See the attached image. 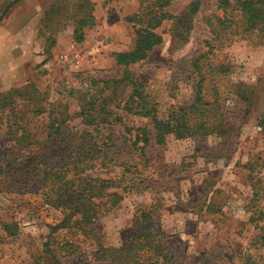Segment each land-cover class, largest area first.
Masks as SVG:
<instances>
[{"label": "rangeland", "instance_id": "374dc122", "mask_svg": "<svg viewBox=\"0 0 264 264\" xmlns=\"http://www.w3.org/2000/svg\"><path fill=\"white\" fill-rule=\"evenodd\" d=\"M14 1L0 0V14ZM193 1L176 0L168 12L182 16ZM90 2L97 24L84 28L83 42L76 41L78 22L88 13L79 8L83 0H22L10 10L15 29L25 27L26 18L40 9L43 20L31 35L32 56L27 61L31 63L24 82L0 92H19L9 95V102H0V264H57L44 244L49 226L59 223L63 213L47 204L48 186L39 166L44 159L61 164L66 152L95 142L108 144L113 159L86 175L113 180L116 186L109 191L122 200L101 209L104 214L92 226L95 234L82 241L73 237L81 248L77 255L53 244L59 264H106L93 259L97 244L130 245L138 228L136 219L148 222L142 212H150L169 235L175 255L171 264H245L249 251L264 255V248L256 251L252 246L264 221L249 222L255 212L253 186L264 189V36H244L241 29L236 36L234 27H221L213 34L209 19L214 25L224 16L220 0H202L200 12L186 21L183 35L176 30V21L164 22L157 30L163 43L146 61L129 67L143 83L140 91L159 118L167 119L174 107L193 102L195 58L206 55V65L228 63L233 69L226 78L213 80L223 92L226 132L185 140L169 136L162 147L153 137L149 118L122 108L117 112L123 122L100 127L83 123L86 96L99 94L101 82L121 78L122 67L114 54L134 46L142 24L128 18L144 9L139 0ZM89 51L95 57L85 55L79 67L62 61L64 54ZM240 84L241 95L236 88ZM29 87L30 96L25 94ZM130 93L128 89L125 100ZM240 96L249 99L244 102ZM64 111L68 119L61 135L49 136L50 117ZM145 127L153 134L142 153L144 143L135 142L137 129ZM23 128L33 145L21 142ZM59 237L61 241L63 235Z\"/></svg>", "mask_w": 264, "mask_h": 264}, {"label": "trees", "instance_id": "16d2710c", "mask_svg": "<svg viewBox=\"0 0 264 264\" xmlns=\"http://www.w3.org/2000/svg\"><path fill=\"white\" fill-rule=\"evenodd\" d=\"M20 1L22 0H15L4 8L0 14V22ZM139 1L144 9L128 18L131 23L142 24L136 31L134 46L128 51L114 54L117 66L122 67V70L118 71L122 73V76L117 80L109 79L101 82L99 94L86 96L81 112L83 123L91 127H100L103 124L112 125L114 122H123L124 117L117 112L120 108L127 111V114L149 118L154 134L146 127L137 129L135 145L139 141L144 143L141 148L142 153L151 143L150 134H153L156 143L163 147L166 146L169 136H173L176 140H185L207 137L215 133L219 134L221 131L225 133L227 128L224 126L223 92L217 84L213 83V80L226 78L232 72L231 64L221 63L214 67V65H206V55L195 58L192 64L196 73L193 102L174 107L167 119L159 118L155 107L143 97L140 91L143 83L129 68L133 64L146 61L152 51L163 43V36L157 30L166 20L176 21L178 24L176 30L180 35H183L186 21L192 19L190 16L194 17L200 12L202 0H194L188 6V11L182 16H175L168 12V8L176 0ZM93 7L90 0H83L79 6L80 9L87 8L88 13L78 22L77 42L85 40V27L97 24L92 13ZM219 7L223 9L224 16L217 18L214 25L211 22L213 20L209 19L213 34L220 31L221 27L224 29L234 27L237 31L235 32L236 36H238L237 29H241L244 36H248V34L264 36V0H220ZM94 82L95 84L100 83L98 80H94ZM242 86V84L236 86L240 95ZM30 87L25 90L26 95L32 93ZM89 87V91H92L94 84ZM128 89H131V93L125 100ZM16 93H19L18 90L0 95V102H9L8 96L13 97ZM240 98L244 102L249 99L243 98V96ZM50 118L52 132L49 136L61 135V128L68 119L67 112L64 111L58 117L51 116ZM22 130L19 137L21 142H28L27 146L33 145L35 142L26 133L27 128ZM111 150V147L108 148V144L95 142L80 146L72 152H66L61 164L48 162L44 159L39 166V170H42L44 185L48 186L47 204L63 213V218L59 223L49 226L51 231L44 244L46 252L53 257L57 264L61 262L54 254L53 244L58 245L59 250H66L73 256L77 255L81 250L77 241H82L87 239L88 235L95 234L92 226L104 214L101 209L107 207L108 204L113 207L122 200L119 194L109 191L113 186H116L113 180L92 178L86 175L88 171L97 166L109 165L113 159ZM253 188L251 202L255 212L249 222L259 223V221H264V205L261 204L264 199V189L257 188L256 184ZM142 214L147 215L148 222L145 225L140 218L136 219L138 228L130 245L111 247L101 243L97 244L92 255L94 261L106 264H171L175 255L170 248L169 235L153 221L150 212H142ZM259 229V233L252 238V246L256 247V251H262L264 248V224L260 225ZM60 235H63L61 241L58 240ZM74 236L78 237L76 242L72 240ZM242 255L245 254H239V256ZM81 257L84 255L81 254ZM231 258H234V255ZM245 264H264V255H256L249 251L245 256Z\"/></svg>", "mask_w": 264, "mask_h": 264}, {"label": "crops", "instance_id": "0c3cea01", "mask_svg": "<svg viewBox=\"0 0 264 264\" xmlns=\"http://www.w3.org/2000/svg\"><path fill=\"white\" fill-rule=\"evenodd\" d=\"M9 13L0 22V92L24 82L31 63L27 61L32 56V36L37 30L35 27L42 25L43 20V10L40 9L25 19V27L15 29L12 25L15 18Z\"/></svg>", "mask_w": 264, "mask_h": 264}, {"label": "built area", "instance_id": "2783aa9c", "mask_svg": "<svg viewBox=\"0 0 264 264\" xmlns=\"http://www.w3.org/2000/svg\"><path fill=\"white\" fill-rule=\"evenodd\" d=\"M73 49H75V46H73ZM85 55H88L89 57L90 56L95 57V54L93 51H89L86 54L82 52H78V53H74L72 56H70V54H64L61 57H62L63 63L70 64L71 66H74V67H79L84 57H86Z\"/></svg>", "mask_w": 264, "mask_h": 264}]
</instances>
